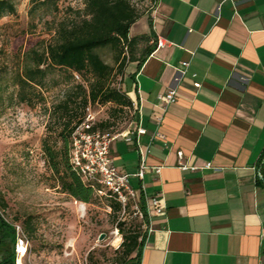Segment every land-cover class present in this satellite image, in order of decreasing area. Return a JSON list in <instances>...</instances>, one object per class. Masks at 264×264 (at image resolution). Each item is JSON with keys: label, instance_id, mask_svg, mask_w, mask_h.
<instances>
[{"label": "crops", "instance_id": "0c3cea01", "mask_svg": "<svg viewBox=\"0 0 264 264\" xmlns=\"http://www.w3.org/2000/svg\"><path fill=\"white\" fill-rule=\"evenodd\" d=\"M140 36L166 45L136 64L137 123L111 146L133 188L165 204L140 264H264V0H156ZM170 90L177 102L161 103ZM180 152L199 169L181 170Z\"/></svg>", "mask_w": 264, "mask_h": 264}, {"label": "rangeland", "instance_id": "374dc122", "mask_svg": "<svg viewBox=\"0 0 264 264\" xmlns=\"http://www.w3.org/2000/svg\"><path fill=\"white\" fill-rule=\"evenodd\" d=\"M12 1L15 14L0 20V220L14 226L26 241L22 264H123L124 237L119 228L128 236L145 234V223L135 215L133 203L116 210V201L97 183L91 203H82L62 185L65 147L54 107L73 84L88 86L92 76L77 79L69 71L50 68L43 87H36L33 95L19 85L20 76L33 65L32 51L41 52L42 40L50 41L60 22L76 20L86 0H59L57 9L52 4L34 6L32 0ZM130 1L144 17L155 7L152 0ZM145 47L140 43L135 56H141ZM98 53L113 68L112 87L126 92L136 67L130 62V49L121 54L108 47ZM91 109L97 123L109 122L105 131L118 138L137 123L134 104L123 111L114 104H95ZM44 144L61 154L59 171L48 163Z\"/></svg>", "mask_w": 264, "mask_h": 264}, {"label": "trees", "instance_id": "16d2710c", "mask_svg": "<svg viewBox=\"0 0 264 264\" xmlns=\"http://www.w3.org/2000/svg\"><path fill=\"white\" fill-rule=\"evenodd\" d=\"M144 1V0H143ZM156 2V0H152ZM59 0H32L34 6L52 4L57 9ZM16 6L12 0H0V20L5 16L14 15ZM145 13L139 11L130 0H86L85 9L76 20L60 22L55 34L50 41L42 40V50L32 51L30 54L33 65L27 67L19 78L22 89H28L30 95L35 93L36 87H43V80L50 68H59L69 71L72 76H92L88 86L73 84L63 101L54 107V117L61 126L60 136L65 147L62 158L66 164V178L63 181L64 190L77 201L89 204L94 196L96 184L85 183L70 165L71 138L76 127L83 121L86 109L95 104H114L119 111L133 108V101L128 96V91L122 92L110 84L113 68L99 55V51L108 47L119 49L124 54V49H130L132 57L130 62L142 65L155 51L156 43L151 44L152 37L140 36L130 38V30ZM146 43L141 56L134 52L140 43ZM124 63L121 62V69ZM0 93L2 88L0 86ZM31 98V97H30ZM27 98H24V101ZM117 111V110H116ZM110 123H97L96 129L105 131L110 128ZM106 132V131H105ZM44 151L53 171H59L62 164L61 154L50 145L44 144ZM116 201V210H122V205ZM144 213L145 204L142 205ZM0 226L11 233L13 244L16 242V228L4 220ZM123 231L124 261L123 264H140L142 251L146 242L145 234L126 235ZM13 252L12 264H16Z\"/></svg>", "mask_w": 264, "mask_h": 264}, {"label": "built area", "instance_id": "2783aa9c", "mask_svg": "<svg viewBox=\"0 0 264 264\" xmlns=\"http://www.w3.org/2000/svg\"><path fill=\"white\" fill-rule=\"evenodd\" d=\"M166 45V41L162 38L157 39V47L162 48ZM189 63L182 64V75H185ZM79 79V76L76 75ZM200 88V84H195ZM158 100L166 105L177 102L178 94L175 90H170L166 94L158 96ZM136 107V102H133ZM162 119H160L161 121ZM97 119L92 112L91 106L86 109L83 121L78 125L72 134L70 148V165L72 170L88 184H101L108 192H110L116 200L122 205L124 210L133 203L135 215L145 223V232L151 233V219L154 215H162L165 210V204L162 198L149 199L145 194V186L142 183L140 189H134L132 186V176L120 172L113 164L111 158L112 143L118 138L109 132L96 129ZM139 134H145L144 129L138 130ZM130 141V139H127ZM183 153H178L180 160L179 167L183 171L198 170L194 166L184 164ZM212 164H207L202 170H212ZM160 169L157 170V173ZM146 175V163L141 162V167L135 175L140 181H144ZM145 204L146 212L142 209ZM16 243L14 247L17 264L19 259L27 253L26 241L16 233Z\"/></svg>", "mask_w": 264, "mask_h": 264}, {"label": "flooded vegetation", "instance_id": "af4514ba", "mask_svg": "<svg viewBox=\"0 0 264 264\" xmlns=\"http://www.w3.org/2000/svg\"><path fill=\"white\" fill-rule=\"evenodd\" d=\"M13 242L11 233L0 226V264H12Z\"/></svg>", "mask_w": 264, "mask_h": 264}, {"label": "bare ground", "instance_id": "6f19581e", "mask_svg": "<svg viewBox=\"0 0 264 264\" xmlns=\"http://www.w3.org/2000/svg\"><path fill=\"white\" fill-rule=\"evenodd\" d=\"M27 253L19 259V264H22V260L26 257Z\"/></svg>", "mask_w": 264, "mask_h": 264}]
</instances>
